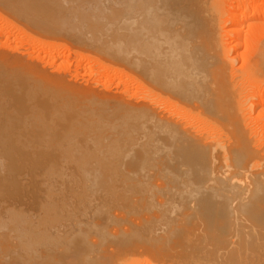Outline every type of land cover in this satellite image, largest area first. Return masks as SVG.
<instances>
[{"label": "bare ground", "instance_id": "6f19581e", "mask_svg": "<svg viewBox=\"0 0 264 264\" xmlns=\"http://www.w3.org/2000/svg\"><path fill=\"white\" fill-rule=\"evenodd\" d=\"M224 2H128L133 39L115 34L134 48L131 108L24 90L0 69V264H264V136L250 120L264 38L237 67ZM255 7H230L233 36L264 18Z\"/></svg>", "mask_w": 264, "mask_h": 264}, {"label": "rangeland", "instance_id": "374dc122", "mask_svg": "<svg viewBox=\"0 0 264 264\" xmlns=\"http://www.w3.org/2000/svg\"><path fill=\"white\" fill-rule=\"evenodd\" d=\"M129 1L0 0V69L3 70L4 67V74L11 80L19 77L24 90L33 87L43 94L63 99L70 94L76 100L73 104L87 108H124L126 105L128 108L130 105L133 107L136 100H141V97L135 98L139 95L140 85L134 74V48L132 45L126 49L125 44L123 49L121 47L124 46L119 44V41L126 39L123 33L125 29L130 40L133 39L132 29L129 28L133 19L130 10L126 8L127 5L130 7ZM223 1L226 10L221 28L225 44L228 48H233L232 54L240 57L237 67L248 70L250 57L264 38V18L247 20L239 38L235 37L230 33L235 25L227 19L231 14L229 12L239 13L238 10L231 11L230 7L242 0ZM243 1L256 4L255 11L259 7L264 9V0ZM116 31L124 35H116ZM237 42L241 45L234 50L232 45ZM263 77L264 75L259 78L260 81L256 80L261 82L259 84L253 80L257 87H253L255 84L251 80L248 82L256 89L254 95L259 91V97L252 98L251 93L254 91L248 89L251 100L254 99L255 102L259 99L256 101L257 105L254 104V111L250 108L253 115L250 120L251 123L253 121V128H257V135L262 136L261 140L264 136ZM50 104L57 106L55 103ZM167 107L160 108L166 113L176 111L174 107ZM184 121L188 125L194 123L193 118H184ZM138 257L133 264H137L141 258L142 264H146L143 256Z\"/></svg>", "mask_w": 264, "mask_h": 264}]
</instances>
